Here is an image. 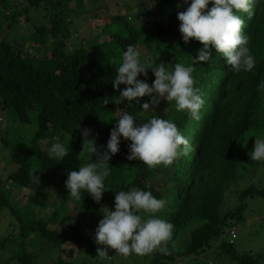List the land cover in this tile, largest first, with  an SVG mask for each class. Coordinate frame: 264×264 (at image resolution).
<instances>
[{
	"label": "trees",
	"instance_id": "trees-1",
	"mask_svg": "<svg viewBox=\"0 0 264 264\" xmlns=\"http://www.w3.org/2000/svg\"><path fill=\"white\" fill-rule=\"evenodd\" d=\"M42 1L44 13L36 14L33 9L14 7L11 0H0L1 11L14 10L11 15L0 16V28L8 20L12 27L25 14L34 30L31 34L36 32L26 51L21 42L16 48L0 33L3 36L0 38L1 108L15 110L23 123L29 122L34 113L37 124L31 143L12 153L11 161L16 170L7 175V180L32 189L27 195L29 207L45 209L48 214L43 219L42 210L36 214L25 205L36 215V218L29 217L31 212H25L22 205V210L15 208L9 194L0 188V206H9L19 222V236L7 238L15 242L16 253L11 260L17 264H39L38 255L28 249L27 243L36 244L45 238L51 243V250L42 247L41 252L46 255L48 264H103L82 221L88 216L92 221H99L103 218L100 208H109L112 203L111 194L136 188L166 200L165 209L158 215L174 226L166 243L167 254L150 253V264H181L183 261L197 264L201 256L220 264H264L263 250L241 253L231 240L237 238L236 225L245 221L248 198H264V162L249 159L255 137H264V92L257 91L258 83L264 80V0H251V16L237 13L244 20L242 31L249 36L248 47L256 61L251 71H231L226 58L211 46L209 59L194 65V86L204 99L200 119L193 120L180 112L173 121L189 142L187 154L178 156L168 167L149 168L142 162L126 159L130 141L121 138L119 151L108 161L111 171L105 185L111 189L102 194L99 203L83 192L81 200L71 199L80 206L76 215L60 198L62 205L57 203L59 200L53 197L52 188L62 190L68 171L78 170L96 159L95 155H79L83 145L94 140L98 152L106 151L110 130L120 115L127 112L137 123L154 115L151 110L142 114L141 105L149 97L138 98L140 103L124 101L116 105L111 102L112 96L125 88L121 84L113 89L111 84L122 52L128 45H135L146 57L171 69L176 63H191V57L195 58L202 44L193 38L185 44L181 39L177 12L188 6L183 0H158L155 12L137 1L133 16L139 20L138 24L133 25L125 15L122 22L104 24L102 32L90 37L91 42L84 39L75 45L68 40L70 21L59 17L57 0H30V3L37 8ZM71 1L74 0H63L67 6ZM83 1L77 0V3ZM178 4L181 6L177 7ZM210 7L211 4L206 6ZM38 21L42 23L37 24ZM115 24L118 27L112 30ZM27 34L21 33L16 40L30 33ZM100 34L109 36V40L99 43ZM42 38H49L48 44L32 50L41 46L38 41ZM146 77L149 82L154 80L152 72ZM146 77L138 74L137 78L144 81ZM105 98L109 103L104 104ZM85 131L87 136L83 135ZM53 137L62 139L70 149L63 161L50 159L48 146H42L44 140ZM3 143L9 146L5 137ZM32 173L45 189L42 186L35 190ZM241 183L244 187L234 191ZM228 192L232 193V198L238 196L235 207L226 205ZM50 221L59 224L56 229L49 226ZM184 232L187 237L183 243L179 238ZM68 242L87 243L86 250L77 254L82 260L67 261L60 255L54 260V255ZM4 243L1 242L0 247H7ZM202 264L210 263L203 261Z\"/></svg>",
	"mask_w": 264,
	"mask_h": 264
},
{
	"label": "clouds",
	"instance_id": "clouds-1",
	"mask_svg": "<svg viewBox=\"0 0 264 264\" xmlns=\"http://www.w3.org/2000/svg\"><path fill=\"white\" fill-rule=\"evenodd\" d=\"M183 3L188 6L184 11L177 12L179 32L185 44L190 38L202 44L195 58L191 57L188 65L176 63L169 69L152 57H146L137 46L128 45L111 80L113 89L121 84L125 88L112 96V103H140L138 98L149 97L141 105L144 114L154 110L163 99L173 104L175 111L199 120L204 99L194 86L192 73L197 62L209 59L210 46L226 58V64L235 73L249 72L255 67L256 61L248 47L249 36L242 31L244 20L237 14L251 16V0H183ZM209 4L211 7L206 8ZM148 70L154 76L151 86L137 78L138 74L146 77ZM257 91L264 92V80L258 83ZM109 101L105 98L104 104ZM83 135L87 136V132ZM121 138L130 141L126 159L142 162L149 168L160 165L168 167L190 149L188 140L173 121L151 115L144 122L137 123L133 115L125 112L116 119L115 126L110 130L106 151L98 152L94 140L88 139L90 143L83 145L79 155L87 153L91 157L95 155L96 159L78 170L68 171L64 186L69 199L79 201L83 192L90 194L95 202H100L102 194L111 189L105 185L111 171L108 161L111 155L119 151ZM69 151L68 145L58 137H53L47 147L48 157L58 162L63 161ZM249 159L264 162V137H255ZM31 180L33 184L38 183L33 173ZM166 203V200L156 198L150 191L136 188L119 190L114 196L113 209L106 206L100 208L103 218L95 228L94 243L114 249L115 254L124 258L154 251L167 254L166 243L172 236L174 226L158 215L165 209ZM97 256L101 260L108 257L104 248H97Z\"/></svg>",
	"mask_w": 264,
	"mask_h": 264
},
{
	"label": "rangeland",
	"instance_id": "rangeland-1",
	"mask_svg": "<svg viewBox=\"0 0 264 264\" xmlns=\"http://www.w3.org/2000/svg\"><path fill=\"white\" fill-rule=\"evenodd\" d=\"M14 4V7L27 8L33 13L36 14H43L44 13V7L45 3L44 1L41 2V6L34 8L31 6L30 0H11ZM94 1V0H93ZM139 1L140 3H143L145 6H148L151 8V11H157L156 8V2L158 0H96L95 3L88 0H84L83 3L79 2L77 3V0L69 2L68 6L64 4L63 0H57L58 2V8L59 11V17L63 20L70 21V24L68 26L69 33H68V40L70 44H78L81 40L86 39V42H91L92 37L96 33H100L103 31L104 24L106 23H114V22H122L125 15H127L128 19L132 22V24H138L139 20L133 16V14L137 11L135 2ZM166 1H174V0H166ZM177 1V0H175ZM82 3V4H80ZM156 3V4H155ZM134 6V8L127 6V5ZM62 7V9H61ZM14 10L12 9H5L4 11L0 10V16H6L11 15ZM23 11V10H22ZM127 13V14H125ZM25 14H23L19 19L18 23L14 24L12 27L10 26V21L8 20L5 22L3 28H0V33L4 36H7L8 40L15 45L16 48H18L19 42L22 43V49L24 51L27 50L31 46V40L33 36L36 34H31L34 30H31V26L29 25V22L25 19ZM151 18V15H150ZM59 19V18H58ZM41 20V18H39ZM138 20V21H137ZM42 21H38L37 24H41ZM140 25V24H139ZM103 26V27H102ZM118 27L117 24L111 26L112 30H115ZM27 34L30 33L29 36L24 38H19L16 40L18 35ZM28 35V34H27ZM3 36L0 35V38ZM40 39L38 42L41 44V46H38L37 48H32V50L35 51L38 49H41L42 46L48 44L49 38ZM109 40V36H105L100 34L99 36V43L104 42L106 40ZM33 53V51H32ZM30 58H34L31 55ZM36 59V58H35ZM40 59V58H38ZM37 60V59H36ZM151 70L147 71V74H150ZM144 81H146L150 86L152 82H149L147 77L144 78ZM173 104L168 103L167 101L161 99L160 103L154 108V110H151V113L154 115H158L161 113V116L164 119H168L171 121H174L175 118L179 116L180 112L175 111L173 108ZM121 110H118V113H120ZM37 127L36 124V116L34 113H31L29 122L23 123L19 120V117L15 110H2L0 105V134H2V138H0V188L9 194L11 198V204H14L15 208H19L18 210H22L21 205L24 207L25 212H31L30 209L36 213L39 214L43 219L47 218V213L44 211L45 209L34 207H29L30 204L27 203V195L31 192L32 189H27L26 187H22L21 185L17 184L16 182H13L11 180H7V175L9 173H12L16 170V165L13 164L11 161L12 153L19 147L25 144L31 143V138L33 131H35ZM7 138V141L9 143V146H5L3 143V138ZM62 142H64L62 139H60ZM53 139H46L42 142V146L46 147L48 146ZM65 143V142H64ZM243 147V146H242ZM86 157H90L89 154L85 153ZM240 183V182H239ZM43 185H41V182L38 179V183L34 185L35 189H42ZM233 190H240L244 185L241 183L239 185L235 186ZM45 189V187H44ZM231 190V189H230ZM117 193L114 192V194H111L112 203L110 204L109 208L113 209L114 207V195ZM52 195L53 197H56L59 201H57L58 204H61V200L64 201L65 205L69 208V211L73 214H78L80 210L79 204L75 203L71 199L68 198V192L65 188L62 190L59 189V187H53L52 188ZM227 198H229L226 202V205H232V207H235L237 205L239 199L237 195H234L232 198V193L228 192ZM236 196V197H235ZM61 200H60V199ZM231 198V199H230ZM232 200V202H231ZM248 208L244 212L245 221L238 223L236 225L237 230V238L232 239L234 248L241 253H244L245 251H248L250 249L253 250H263L264 251V198L262 197H249L248 200ZM30 209H28L26 206ZM49 210H51V206L49 207ZM29 215V217L36 218V215L33 214ZM102 218V216H101ZM88 216L85 218L82 222L84 225V230L86 232L87 236H90L93 238L94 241V231L95 228L98 225V220L93 219ZM91 223V224H90ZM59 224H57L54 221L49 222V226L53 227L54 229L57 228ZM19 222L14 214L11 213L9 206L2 205L0 206V243L5 242L4 244L7 247H0V263L4 264H17L14 259L11 260L12 255L16 253L14 241H10L7 239L12 236L18 237L19 233ZM187 237V232H184L183 235L179 238L183 243L185 242V239ZM228 239L230 238L229 235L226 236ZM38 243V242H37ZM33 244L32 242L27 243V247L30 251L36 253L38 255L37 262L39 264H48L46 261V255L42 254L41 250L42 247L44 249L51 250L50 245L51 243L45 239L41 238L40 242L38 244ZM96 249L97 248H104L107 252L108 257H106L104 260L100 261L103 264H150V254L146 255H129L127 258H124L118 254H115L114 249L107 248V246L104 245H97L95 244ZM87 248V243H75V242H68L66 243L59 252H57L54 256L57 260V257L60 255L62 259L67 261H75L76 259L82 260L80 256L77 257V254H79L80 251H84ZM4 259V260H3ZM205 256H201L198 260L197 264H202L203 261H208L210 264H220L216 261H212L213 259L209 258L207 259ZM181 262V264H183ZM186 264V263H184ZM223 264V263H221Z\"/></svg>",
	"mask_w": 264,
	"mask_h": 264
},
{
	"label": "crops",
	"instance_id": "crops-1",
	"mask_svg": "<svg viewBox=\"0 0 264 264\" xmlns=\"http://www.w3.org/2000/svg\"><path fill=\"white\" fill-rule=\"evenodd\" d=\"M35 190H39L38 188H36ZM62 202H64V201H62Z\"/></svg>",
	"mask_w": 264,
	"mask_h": 264
}]
</instances>
